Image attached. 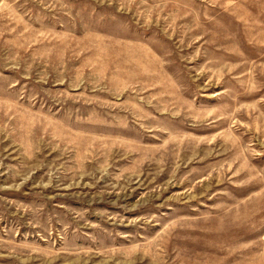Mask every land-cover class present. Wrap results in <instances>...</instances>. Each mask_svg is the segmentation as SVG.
I'll return each instance as SVG.
<instances>
[{"label": "rangeland", "instance_id": "374dc122", "mask_svg": "<svg viewBox=\"0 0 264 264\" xmlns=\"http://www.w3.org/2000/svg\"><path fill=\"white\" fill-rule=\"evenodd\" d=\"M0 264H264V0H0Z\"/></svg>", "mask_w": 264, "mask_h": 264}]
</instances>
